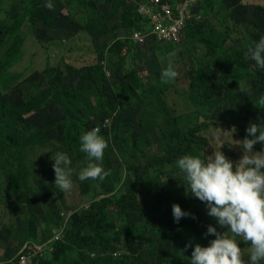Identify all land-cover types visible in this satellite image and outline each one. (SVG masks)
I'll return each instance as SVG.
<instances>
[{"label":"rangeland","instance_id":"rangeland-1","mask_svg":"<svg viewBox=\"0 0 264 264\" xmlns=\"http://www.w3.org/2000/svg\"><path fill=\"white\" fill-rule=\"evenodd\" d=\"M46 2L0 0V94L12 108L58 90L73 94L81 90L83 96L66 108L50 97L25 114L24 122L16 124L18 131L29 134L38 129L46 131L45 142L20 148L29 186H39L43 193L34 192L35 211L18 204L15 190L3 175L6 164L0 167V263L15 262L28 245L45 243L60 225L71 227L94 201L119 199L135 179V171L143 177L139 181L146 183L142 197L145 209L150 211L160 204L164 215L175 221L172 205L179 204L183 211L192 214L183 218L198 214L220 232L226 231L208 215L206 204L186 189L176 161L186 154L203 159L214 150L238 161L243 151L235 145L236 141L244 139L242 133H247L250 123L262 125V114L254 106L256 96L264 94V86H254L255 76L231 80L222 97L207 102L190 88L189 74L193 68L208 66L213 69L216 82L222 83L225 73L213 64L212 53L201 39L210 38L222 44L223 54H217L218 61L234 64L235 58L245 60L247 45L263 36L253 27L252 16L257 7H264V0L198 2L193 9L197 20L187 27L182 43L176 46L150 39L144 46L131 45V36L126 33L136 25L137 14L134 5H129L130 0H52V11L44 7ZM117 38L123 42L126 55L122 64L109 69V62L115 65L111 55L115 63L122 59L118 54L120 47L112 49ZM177 49V56L172 59L179 75L174 81L161 83L160 72L167 67L169 53ZM232 72L238 75L233 67ZM116 104L118 108L109 115L113 130L100 133L108 143L104 155L110 153L109 165L103 162V168L109 174L103 180L82 182L77 174L86 166L87 158L80 151V136L91 130L88 125L97 124L105 129L102 124ZM193 130L196 132L191 137ZM73 132H78V137L69 140ZM67 134L68 140L64 141L71 142V146L67 145L63 152L72 160L73 187L62 192L54 185L51 158L58 151L56 142L60 145V137L64 139ZM187 138H192L187 148L172 151ZM253 150H264V146L256 144ZM76 155H80V160ZM15 167H19L16 162L12 168L17 170ZM19 169L24 173V165ZM84 183H91L93 190L82 194L80 186ZM146 220L142 214L113 212L108 216V227L105 223L102 227L108 228V238L114 240L115 250L128 254L131 226L152 228ZM196 226L198 231L186 232L187 238L194 246H208L215 237L205 235L207 231L197 221ZM144 239L149 244L158 240L156 253L167 259L162 264H190L192 252L185 247L188 243L159 242L156 230L145 233ZM240 247L247 258L249 245ZM146 249L155 251L153 246ZM148 251H141L136 264H158L156 256ZM89 253L94 256L93 251ZM128 262L131 264V257Z\"/></svg>","mask_w":264,"mask_h":264},{"label":"trees","instance_id":"trees-1","mask_svg":"<svg viewBox=\"0 0 264 264\" xmlns=\"http://www.w3.org/2000/svg\"><path fill=\"white\" fill-rule=\"evenodd\" d=\"M147 1L148 0H141L140 2H134L130 0L129 5H134V10L137 14V22L135 26L131 27L133 30H128L126 35H130L132 32L147 26V21H145L138 14L140 4L145 3ZM162 1H171L174 5L178 2V0ZM140 22L143 23V26L141 28H139ZM193 23L194 22L189 23L187 27L189 28V25ZM252 24L253 27L257 31H259L261 35L264 36V7L260 6L255 9L252 16ZM111 32L112 29H110L109 33ZM130 42L131 45L137 46L132 41ZM201 42L205 45L207 51L212 53L213 64L215 66H218L219 71L225 73L223 82L218 83L215 80V74L212 68L201 65L198 67L197 70H195V68L192 69L189 74V86L191 89L196 90L197 93L202 96L205 101L211 102L222 97L225 90L228 89L227 87L231 80H238L239 78L255 76V79L253 80L254 86L256 88H261L264 86V68L258 67L256 63H252L253 61L240 60L239 58H235L236 61L234 64H231L227 60L218 61L220 57L217 56V54H223L222 44H216V42L212 41L210 38H202ZM122 44L123 42L121 41V39L117 38L115 44L112 47V49L120 47L118 54L122 59L118 63H115L113 62L114 56L111 55L110 59L115 65L109 62L107 64V68L111 69L117 64L123 63V57L126 54H123L122 46L124 44ZM167 45L176 46L173 44ZM232 67L235 69L238 75L232 72ZM82 96L83 92L81 90H78L75 94H73L69 90H58L54 92L53 95H49V93L38 95L31 101H26L25 104H22L18 107L15 106L16 108H12L10 105H7L5 103L4 99L0 94V167L2 168L3 165L6 164L5 173H3L6 182L11 186V188H13V190H15L17 203L23 204L30 211H35L34 204L32 201L34 192H42V189L39 186H36L35 188L29 186L26 180L27 169L24 164L25 162H21L24 161V155L20 152V148H27L30 146H35L37 144L39 145L40 143L45 142L48 138L46 136V131H43L41 129H38L37 131L32 132L30 134L25 131H18L16 129V124H18L19 122H24L25 114L31 112V110H33L36 105H43L50 97L56 100L58 105L62 106V108H66V105L73 104L75 102L74 100H80L79 98H82ZM261 96H264V94L256 96L257 100L254 107L262 114V125H264V105L259 104ZM35 99H38V102H32ZM116 105L111 106L110 112L112 113L108 114V117H110L113 114V111L118 108V104ZM88 126L91 127L90 129H92L96 127L97 124ZM111 130L113 129L109 130L108 128H102L100 129V133L108 134ZM116 132H119V129H117ZM195 132V130L191 131L190 136L193 137ZM242 134L244 138L247 135V133L245 132H243ZM77 137L78 132H73V136L69 140L77 139ZM60 138L61 139L59 141H62L60 145L56 142V148L58 151L63 152V150L66 149L69 145L71 146V142L64 141L65 138L68 140V134L66 137H64V139H62V136ZM190 140H192V138L185 139L182 142V146H180L179 148H171L172 151H183L185 148L188 147V142ZM73 145L74 144H72V146ZM169 146H171V144ZM109 156L110 153L104 155L103 162L106 165H109ZM74 157H78L77 159L80 160V155H76ZM15 162L16 164H18L19 167L20 165H24V173L21 172L19 167H15V169L17 170H14L12 168ZM134 176L135 179L131 182V184L128 186V188L125 190V192L119 199L112 200L109 198H101L99 200L94 201L88 209L82 212L80 220L77 223L73 224L69 228L66 227L64 238L54 243V251L52 253H47L45 257L38 258L37 260L34 259L36 264H129L128 259L130 257L131 264H136L137 260L139 261L138 257L140 256L141 251H148L146 248L149 249L150 246H153L155 251H149L151 252V254H154L156 256L158 264H162L163 261L167 259L160 255L158 252V254L156 253V242L158 240L149 244L147 243V240L144 239L145 233L152 230H156L159 233V242L171 241L174 245L188 243L185 244V246L189 245L186 249L188 250V252H192L195 247L193 245L194 242L192 243L191 239L187 238L186 232H195L194 229L198 231L196 221L200 223L201 227L205 231H207V228L210 225L208 220L200 219L199 215L197 214V217L195 218H181L180 221L177 223L171 218H168L164 215L161 210L160 204H157L150 211L145 209V207L143 206L142 197L144 189L146 187V183L139 181L140 179H143V177L140 176L138 171H135ZM80 190L82 194H87L91 190H93V185L91 183H84L80 186ZM48 192L49 191H47V193ZM47 195L50 196L49 193ZM42 197H44V195ZM110 208L115 210H110ZM113 212H123L136 215L142 214L147 217V226L149 227V225H152V228L150 226L147 229L145 228L146 225H144L143 228L139 224L131 226L133 234L130 239V247L128 248L130 252H128V254H122L119 249L115 250V246L113 245L114 240L108 238V228L102 227L103 223H105L108 227V216ZM217 230L220 231L219 229ZM51 236L52 234H50V237ZM241 245L244 244H240L238 242V246ZM108 250H110V254L107 253ZM90 251L94 252L93 257L89 253ZM74 252H76L77 255H74ZM116 252L120 253L115 256L114 253ZM0 264H16V261H5Z\"/></svg>","mask_w":264,"mask_h":264},{"label":"clouds","instance_id":"clouds-1","mask_svg":"<svg viewBox=\"0 0 264 264\" xmlns=\"http://www.w3.org/2000/svg\"><path fill=\"white\" fill-rule=\"evenodd\" d=\"M44 7L52 11L55 5L52 0H47ZM178 51L169 53L167 67L160 72L161 83H169L178 77L172 59ZM244 59L264 68V36L247 45ZM259 104L264 105V96H261ZM246 132V137L235 143L243 151L236 162L221 150H214L203 159L186 154L176 161V167L183 173L186 189L206 204L208 215L215 218L221 228L227 229L220 232L209 225L205 235H212L215 239H211L208 246L196 244L190 264H264V150H253L257 143L264 146V125L250 123ZM217 140L219 142L220 137ZM107 148L108 143L100 134L99 127L80 136V151L87 158L86 166L77 174L80 181L106 178L109 173L103 168V159ZM51 159L54 160V185L62 192L70 191L73 187L72 160L61 151L55 152ZM172 213L177 223L181 218L192 215L183 211L179 204L172 205ZM239 241L249 245L247 258L238 246Z\"/></svg>","mask_w":264,"mask_h":264},{"label":"built area","instance_id":"built-area-1","mask_svg":"<svg viewBox=\"0 0 264 264\" xmlns=\"http://www.w3.org/2000/svg\"><path fill=\"white\" fill-rule=\"evenodd\" d=\"M200 1L202 0H184L174 5L171 1L148 0L140 4L138 14L147 21V26L130 34L133 43L144 46L150 39L165 44H181L188 24L197 20V13L193 9ZM102 127L111 129L109 117L105 119ZM66 227L65 223L60 225L43 244L28 245L16 258V264H36L34 259L52 253L54 243L64 238ZM119 253L116 252L114 255Z\"/></svg>","mask_w":264,"mask_h":264},{"label":"crops","instance_id":"crops-1","mask_svg":"<svg viewBox=\"0 0 264 264\" xmlns=\"http://www.w3.org/2000/svg\"><path fill=\"white\" fill-rule=\"evenodd\" d=\"M108 37H110V35Z\"/></svg>","mask_w":264,"mask_h":264}]
</instances>
